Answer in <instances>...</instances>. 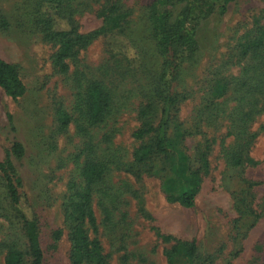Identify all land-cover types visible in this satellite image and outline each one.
Wrapping results in <instances>:
<instances>
[{"label": "rangeland", "instance_id": "obj_1", "mask_svg": "<svg viewBox=\"0 0 264 264\" xmlns=\"http://www.w3.org/2000/svg\"><path fill=\"white\" fill-rule=\"evenodd\" d=\"M108 1L125 13L123 33L97 36L67 58V68L61 71L54 61L57 45L40 30L38 12L45 7L39 0H0V58L16 68L25 86L15 99L0 88V161L13 166L28 214L37 220L42 264H70L65 203L70 184L83 183L81 169L91 155L126 163L120 168L110 164L92 194L97 238L108 264H168L173 246L178 250L173 264H189L186 250L192 240V264H264V111L249 122L247 143L237 141L255 163L235 167L227 165L220 153L221 142L235 141L226 115L238 105L235 87L224 97V112L215 106L222 98L200 110L214 80L235 79L247 63L239 45L264 27V0H231L223 12L201 19L196 26L197 52L181 64L173 82V89L182 95L178 121L188 127L201 121L203 133L185 139L188 156L194 159L197 145L206 138L213 140L191 208L168 199L164 187L173 192L180 187L159 158L147 161L150 172L129 166L134 150L148 139H136L133 133L141 123L140 108L153 94L162 69L163 57L157 53L150 22L157 0ZM103 2H71L78 32L102 25L97 10ZM55 20L59 27H67L66 20ZM93 80L109 91L111 103L104 121L84 130L76 103ZM159 111L157 106L154 124ZM66 115L69 122L62 127L60 120ZM15 144L21 154L13 151ZM56 231H61L58 239ZM11 246L25 250V236L0 174V264H5Z\"/></svg>", "mask_w": 264, "mask_h": 264}, {"label": "trees", "instance_id": "obj_2", "mask_svg": "<svg viewBox=\"0 0 264 264\" xmlns=\"http://www.w3.org/2000/svg\"><path fill=\"white\" fill-rule=\"evenodd\" d=\"M72 1L39 0L40 4L45 7L42 12H38L40 30L44 38L57 45L54 61L61 71L67 68L64 61L79 49L86 47L99 35L114 36L123 33L128 22L125 13L120 11L115 2L104 0L97 10L102 25L96 30L80 33L72 18L76 11L71 4ZM229 1L231 0H157L150 14V22L158 47L157 53L163 57V62L153 94L140 108L138 115L140 126L133 133L136 139L142 140L146 137L148 139L134 150L132 164L129 166L134 164L150 172L152 168L147 161L151 157L159 158L165 164V170L168 171L171 179L177 181L180 187L178 192H173L169 190V186H165L167 197L184 208L194 206L195 197L200 191L202 174L208 168L207 156L213 140L206 138L199 143L194 159L188 156L184 144L185 139L193 133H203L199 130L201 121L189 127L178 121L176 112L182 95L173 89V82L181 71V64L193 58L197 52L195 35L196 26L200 20L217 11L223 12L225 4ZM179 4H182V7L174 16V11ZM55 18L66 20L67 27H59L58 25L61 24ZM239 48L240 55L248 57L239 76L233 80L226 76L216 78L200 108V110L203 108L208 110L209 106L222 98L221 101L215 103V106H217V111L224 112L221 107L225 103L224 97L229 91H233V86L235 87L234 92L237 93L238 105L226 114L230 122L229 132L235 136V141L232 145H225L221 142L220 146V153L227 165L235 167L255 163L248 156L247 151L241 149L242 145L237 141L247 143L245 141L248 139L249 122L264 111V27L257 28L255 33L239 45ZM0 88L13 99L21 97L25 92V86L16 68L1 58ZM110 101L109 91L102 83L93 80L85 85L76 103L82 124L85 126L84 130L86 126L104 121L109 112ZM157 106H160V118L154 124L152 118ZM60 122V125L65 127L69 122L68 116H63ZM193 127H195L194 132H192ZM86 150L88 151L87 147ZM13 151L17 154L22 152L17 144L13 146ZM113 159L104 161L91 155L81 169L83 183L69 186L70 192L65 203L64 220L69 230L70 264H108V257L103 252L97 238V221L92 207V194L95 185L101 182L109 171L110 164H114L116 168L126 165L120 158ZM194 164H196L195 167ZM0 174L6 196L21 221L26 243L25 250L11 246L6 252L4 263L25 264L26 257H28L29 264H42L43 251L40 245L38 223L35 217L28 214L27 200L18 189L20 179L8 161H0ZM60 234L61 231H56L54 238L58 239ZM166 238L170 239V236ZM194 250L195 241L192 240L186 250L189 264H192L190 257ZM177 251V246L170 249L168 264H173Z\"/></svg>", "mask_w": 264, "mask_h": 264}]
</instances>
